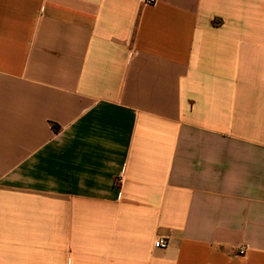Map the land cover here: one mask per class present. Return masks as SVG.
I'll return each instance as SVG.
<instances>
[{"label":"crops","instance_id":"0c3cea01","mask_svg":"<svg viewBox=\"0 0 264 264\" xmlns=\"http://www.w3.org/2000/svg\"><path fill=\"white\" fill-rule=\"evenodd\" d=\"M0 264H264V0H0Z\"/></svg>","mask_w":264,"mask_h":264},{"label":"built area","instance_id":"2783aa9c","mask_svg":"<svg viewBox=\"0 0 264 264\" xmlns=\"http://www.w3.org/2000/svg\"><path fill=\"white\" fill-rule=\"evenodd\" d=\"M140 1L146 5H152L155 4L157 0H137ZM169 245V240L167 238H159L154 242V247L157 249H166ZM237 252L240 256L245 254V248L244 247H239L237 249Z\"/></svg>","mask_w":264,"mask_h":264}]
</instances>
